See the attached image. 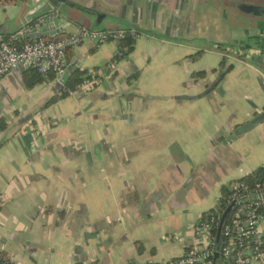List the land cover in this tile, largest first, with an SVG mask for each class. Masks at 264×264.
<instances>
[{"label":"crops","instance_id":"1","mask_svg":"<svg viewBox=\"0 0 264 264\" xmlns=\"http://www.w3.org/2000/svg\"><path fill=\"white\" fill-rule=\"evenodd\" d=\"M32 1L2 0L1 35L27 27ZM71 1L118 20L96 29L91 14L54 9L70 27L137 26L147 37L120 61L113 42L69 51L68 66L100 82L45 110L64 86L58 75L33 88L30 69L0 80V252L8 264L172 261L228 185L264 166V123L235 131L264 108V0ZM217 44L232 69L207 93Z\"/></svg>","mask_w":264,"mask_h":264},{"label":"built area","instance_id":"2","mask_svg":"<svg viewBox=\"0 0 264 264\" xmlns=\"http://www.w3.org/2000/svg\"><path fill=\"white\" fill-rule=\"evenodd\" d=\"M53 16H42L7 40H0V80L20 69H35L45 79L53 74L61 75L68 68L67 53L84 43H117L116 56L122 59L125 54L123 41L132 37L137 42L147 37L135 29L98 31L86 27H69L63 36L26 39L33 29L42 27ZM17 41L21 44L18 45ZM113 70V66L109 65L108 71ZM99 82V76L89 75L79 88L93 89ZM223 199L224 204L219 202L199 217L194 226L197 242L190 251L172 261L151 264H264V181L255 184L240 180L231 182ZM233 204L234 207L223 221L225 211ZM220 227L221 245L217 241ZM218 247L220 258L216 260ZM0 264L8 262L0 260Z\"/></svg>","mask_w":264,"mask_h":264},{"label":"water","instance_id":"3","mask_svg":"<svg viewBox=\"0 0 264 264\" xmlns=\"http://www.w3.org/2000/svg\"><path fill=\"white\" fill-rule=\"evenodd\" d=\"M24 1H28V0H24ZM2 2V0H0V3ZM65 6H71L77 9H80L88 14H91L93 16H95V20H94V26L96 27V29L100 28L101 25L103 24V22L106 19L109 18H114L116 20L117 17L111 16L107 13H102L100 11H97L93 8H88V7H84L82 5H79L71 0H35L32 1V11H29V17H28V21L29 24L33 23L34 21H36L37 19H39L42 16H45L47 14H54V16L52 17V19L43 24L42 27L40 28H36L32 30V33L30 35H28V37H26V39H41V38H55L57 37L60 33V31H64L61 33H66L67 32V28H69L72 24L70 21H66L63 19L62 15L60 14V10L57 9V12L55 13L54 9L56 10L57 7H61V9L65 8ZM65 16V15H64ZM67 19L69 18L68 16ZM66 19V18H65ZM64 23L65 27L64 28H60V25ZM2 28V25L0 24V30ZM135 29L137 31H140L139 27L135 26ZM17 32V29H15L13 26L10 27V30L7 31V33H5L6 35H15ZM3 36L0 33V37ZM1 40V39H0ZM1 42V41H0ZM75 66L74 64H70L67 68V70L61 74L58 75L60 78H62L61 83L63 85L66 84L67 79L69 78V76H71L72 74L75 73ZM227 73V69L222 70L221 72H216L215 76L218 77L217 82L220 83L222 81V77L225 76V74ZM213 91L212 87H209L207 89V93H211ZM196 99L199 98V96L195 97ZM264 122V113L260 114L259 116L255 117L253 120L247 122L244 125V130L248 131L251 128H253L255 125L260 124ZM235 204L231 205L230 207H228V209L225 211L224 216H223V221L226 219L227 215L229 214V212L231 211V209L234 207ZM223 224V222H222ZM221 224V227H222ZM221 227L219 229V233H218V237H217V241L220 242V236H221ZM221 245V242L219 243ZM220 247L217 248V252L215 253V259L218 260L220 258Z\"/></svg>","mask_w":264,"mask_h":264},{"label":"trees","instance_id":"4","mask_svg":"<svg viewBox=\"0 0 264 264\" xmlns=\"http://www.w3.org/2000/svg\"><path fill=\"white\" fill-rule=\"evenodd\" d=\"M13 1H17V0H13ZM79 25H81L82 27L91 28L89 26H86V24H83V23H81ZM10 36L11 35H6L5 34V36H3L2 38H3V40H7ZM17 44L20 45L21 42L17 41ZM135 45H136V41L132 37H128L125 41H123L122 47L125 50V54H124V58H122L121 60L127 58L129 56V54L133 52ZM250 48L251 47H247V48H244V49L248 50ZM216 50L223 54L222 60H221V62L219 64V71L221 72L223 69H227V72H229L232 69V66H230L228 68L226 67V59H227V57L225 56V54H226L225 45L217 44L216 45ZM201 54H202V51L198 52L195 55H193L191 58L192 59H197L199 56H201ZM238 57L239 58H245V54L238 55ZM117 60L120 61V58H117ZM30 71L32 72V75H31L30 78L26 79V83H27V87L28 88H33L35 85H37L39 83H42V82H44L46 80L35 69H30ZM214 72H216V70ZM84 75H85V71H77L74 74H72L71 76H69V78L67 79L66 84L62 87L60 93L58 95L54 96L52 99H50L43 106V109L45 110V109L49 108L50 106L55 105L58 102L67 99L72 93L76 92L78 90L79 86L82 84V82L84 80ZM54 76L55 75L53 74L49 78L52 80L54 78ZM139 76H140L139 72L131 75L128 78V80H127L128 84H131V85L134 84L139 79ZM206 76H207L206 71H199V72H195V73L192 74V77L195 78V79L205 78ZM222 78H224V76ZM219 84L220 83H215L214 86H213V89L215 90V88ZM262 113H264V108H263V111L260 114H262ZM260 114H255V117L259 116ZM262 123H264V122H262ZM244 125L237 126L235 128V131L237 133H241V132L246 131L243 128ZM7 127H8L7 121L4 118H1L0 119V132L5 131L7 129ZM239 180L247 182V183H250V184H255L257 182L264 181V166L258 168L253 173H251V174H249V175H247V176H245V177H243L242 179H239ZM226 195L227 194L224 193V195H223V197H222V199L220 201L223 204H224V199L223 198ZM136 248H137L138 253H141L143 251V249H144L143 244L140 243V242H136ZM0 260L6 261L5 258L3 257V253H1V252H0Z\"/></svg>","mask_w":264,"mask_h":264},{"label":"rangeland","instance_id":"5","mask_svg":"<svg viewBox=\"0 0 264 264\" xmlns=\"http://www.w3.org/2000/svg\"><path fill=\"white\" fill-rule=\"evenodd\" d=\"M76 1V0H75ZM76 2H78V1H76ZM78 3H80V2H78ZM82 4V3H81ZM217 79H218V77H216Z\"/></svg>","mask_w":264,"mask_h":264}]
</instances>
